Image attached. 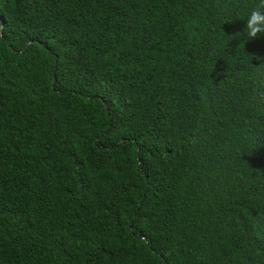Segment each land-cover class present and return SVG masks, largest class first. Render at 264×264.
<instances>
[{"label": "trees", "instance_id": "obj_1", "mask_svg": "<svg viewBox=\"0 0 264 264\" xmlns=\"http://www.w3.org/2000/svg\"><path fill=\"white\" fill-rule=\"evenodd\" d=\"M260 2L0 0V264H264Z\"/></svg>", "mask_w": 264, "mask_h": 264}, {"label": "clouds", "instance_id": "obj_2", "mask_svg": "<svg viewBox=\"0 0 264 264\" xmlns=\"http://www.w3.org/2000/svg\"><path fill=\"white\" fill-rule=\"evenodd\" d=\"M264 0H261L260 5L251 11L246 18L244 32L249 40H254L264 34Z\"/></svg>", "mask_w": 264, "mask_h": 264}, {"label": "water", "instance_id": "obj_3", "mask_svg": "<svg viewBox=\"0 0 264 264\" xmlns=\"http://www.w3.org/2000/svg\"><path fill=\"white\" fill-rule=\"evenodd\" d=\"M137 236H141V234L138 233Z\"/></svg>", "mask_w": 264, "mask_h": 264}]
</instances>
